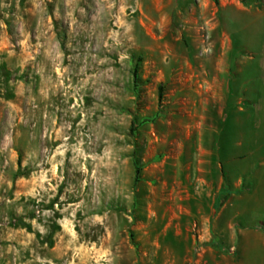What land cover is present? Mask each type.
<instances>
[{
	"label": "rangeland",
	"instance_id": "rangeland-1",
	"mask_svg": "<svg viewBox=\"0 0 264 264\" xmlns=\"http://www.w3.org/2000/svg\"><path fill=\"white\" fill-rule=\"evenodd\" d=\"M262 62L264 0H0V264H264Z\"/></svg>",
	"mask_w": 264,
	"mask_h": 264
},
{
	"label": "crops",
	"instance_id": "crops-1",
	"mask_svg": "<svg viewBox=\"0 0 264 264\" xmlns=\"http://www.w3.org/2000/svg\"><path fill=\"white\" fill-rule=\"evenodd\" d=\"M259 68H262V69L264 70V62H262V63L260 64ZM247 82H248V81H247ZM246 85H247V83H246V81H245L244 84L241 86V90H240V91H241L242 94L245 92V96L247 95L248 97L252 98L253 96H251V95H254V92H256V91L253 90L252 92H249V89L244 88V86L246 87ZM256 96H257V95H256ZM256 96H255V97H256ZM256 99H260V98L256 97Z\"/></svg>",
	"mask_w": 264,
	"mask_h": 264
},
{
	"label": "trees",
	"instance_id": "trees-1",
	"mask_svg": "<svg viewBox=\"0 0 264 264\" xmlns=\"http://www.w3.org/2000/svg\"><path fill=\"white\" fill-rule=\"evenodd\" d=\"M211 1H213V2L216 3V4L219 2V0H211ZM158 97H159V99L162 98V87L159 88V94H158Z\"/></svg>",
	"mask_w": 264,
	"mask_h": 264
}]
</instances>
